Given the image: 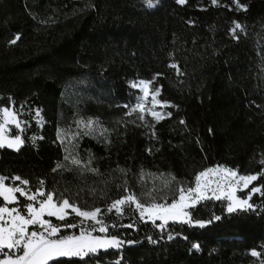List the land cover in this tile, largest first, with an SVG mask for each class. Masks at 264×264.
I'll list each match as a JSON object with an SVG mask.
<instances>
[{
  "label": "trees",
  "instance_id": "obj_1",
  "mask_svg": "<svg viewBox=\"0 0 264 264\" xmlns=\"http://www.w3.org/2000/svg\"><path fill=\"white\" fill-rule=\"evenodd\" d=\"M239 3L247 10H237L234 0H159L152 9L141 0H0V107L18 112L24 141L19 151L0 149V176H20L33 191L43 180L45 191L103 210L123 194L117 186L125 180L138 194L161 187L147 175L141 183V171L176 177L159 193L168 202L206 168L264 171V0ZM234 22L243 28L235 35ZM16 34L21 39L9 44ZM154 76L159 99L176 107L168 106L172 115L159 123L146 117L155 123L152 136L137 114L126 113L129 82ZM78 78L84 81L70 92L67 85ZM89 118L107 131L76 138L73 154L91 158L99 175L70 164L53 171L66 163L59 131ZM254 186H264V175L241 194ZM250 203L254 210L228 214L225 199L201 202L190 210L194 219L222 217L203 228L169 221L161 229L160 220H141L126 207L123 216L103 218L117 225L107 235L133 243L50 264H264V190ZM78 233L62 228L60 235Z\"/></svg>",
  "mask_w": 264,
  "mask_h": 264
},
{
  "label": "snow or ice",
  "instance_id": "obj_2",
  "mask_svg": "<svg viewBox=\"0 0 264 264\" xmlns=\"http://www.w3.org/2000/svg\"><path fill=\"white\" fill-rule=\"evenodd\" d=\"M159 0H145V6L149 9L156 7ZM177 3L183 5L186 0H176ZM213 5H218V0H211ZM237 10H247L246 4L239 3V0H234ZM243 30L238 22H234V27L231 29L233 35L237 30ZM21 39L20 34H16L14 38L8 41L9 44H16ZM169 67L177 68L176 64H171ZM177 71L179 72L178 68ZM160 74H157L159 76ZM140 80L139 83H133L132 87L140 88L143 95L139 103L130 109L126 115L137 114L142 125H147L152 131L151 135L155 136V123H159L166 117L171 116V112L162 113L156 110V106L176 107L170 105L167 101H161L158 96L161 92L159 87L150 92V85L156 80ZM151 96L152 107H146V102ZM127 107V106H126ZM39 116V111H37ZM146 115L150 116L155 123L148 124ZM181 124L185 121L181 120ZM15 125L20 127L18 120V112L14 107H0V149L9 148L19 151L24 141L20 136L10 138L8 134V126ZM77 126L81 131L73 134L72 139L75 140L80 136H90L99 132L101 136L106 133L98 120L89 118L87 121L80 120ZM212 130L209 129V132ZM42 139V137H41ZM58 139L63 144L65 142L64 134L58 133ZM67 154L64 157L66 163H58L53 171L67 169L68 164L80 168L82 171L91 172L99 175V170L91 167L92 159L87 162L82 161L78 155L73 154L75 145L72 149H65ZM261 165H264V158L260 160ZM121 174L126 175L127 171L123 168H118ZM151 177L153 180H159L161 187L155 186L139 194L132 191L127 180L117 187L123 193L119 198H116L107 205L105 209L100 207H92L90 209L83 208L80 204L74 202L71 196L65 193L47 192L44 190V181L38 182V187L33 191L31 188L23 186L29 185V181L22 179L20 176L11 177L14 181H19L17 185H9L6 183L8 177L0 176V264H50L60 258L79 257L83 259L90 254H95L99 250H107L109 248L120 249L125 243L131 244L133 241H123L118 236L107 235L109 227L115 228L116 224H107L104 220L105 214L115 213L116 216H123L126 207H134L139 213L141 220L151 221L153 224L157 220L163 223L157 227L163 229L169 221L181 222L189 225H197L201 228L221 220V216L213 215L209 220H196L193 218L191 211L203 201L210 199H226L228 201L226 211L228 214L237 213L239 211H251L255 206L250 203L251 196L254 193H261L264 186L252 187L247 198L241 199L236 195L239 185L247 189L253 181H256L264 171L252 175H239L238 170L230 169L224 166L217 165L215 167L206 168L200 171L195 176V186L185 187L179 185L176 188L177 195L168 202L166 195L160 196L159 193L165 189L170 190L172 184L178 183L176 177L171 174H155V173H140V181L144 182L145 176ZM23 185V186H21ZM215 185V186H213ZM68 190L66 189L65 192ZM96 190L92 189L94 193ZM26 197L27 203L21 206L9 205L18 204V196ZM211 193V195H209ZM147 200L148 202H144ZM158 200L160 202H158ZM38 203V206H37ZM70 210V211H69ZM75 215L79 218V223H67V218L70 215ZM48 217H56L59 221L64 222L60 225H55ZM29 226H36L37 230H30ZM98 226V227H97ZM133 227V225H127ZM62 228H79V235H60ZM104 233L106 235H95L94 233ZM150 242L155 243L148 238ZM168 239H173L169 235ZM192 248L199 250L200 245L193 243ZM252 256H259L260 253L253 250ZM116 264H120L117 260Z\"/></svg>",
  "mask_w": 264,
  "mask_h": 264
},
{
  "label": "rangeland",
  "instance_id": "obj_3",
  "mask_svg": "<svg viewBox=\"0 0 264 264\" xmlns=\"http://www.w3.org/2000/svg\"><path fill=\"white\" fill-rule=\"evenodd\" d=\"M144 4H145V0H141ZM152 9V8H151ZM140 80H145V79H137V80H132V81H130L129 82V85H130V87L132 88V90L134 91L133 92V98L131 99V102H130V105H129V107H130V109L132 108V107H134L137 103H139V102H141L140 101V98L142 97V95H143V93H142V91H141V89L140 88H134V87H132V84L135 82V83H139V81ZM84 80H82L81 78H78V79H74L72 82H70V84L69 85H67V88H68V90H70V92H71V90H77L79 87L78 86H80L81 84H82V82H83ZM151 81V80H150ZM155 88H157V87H155L154 85H153V83L150 85V92L151 91H154V89ZM158 99H159V96H158ZM150 101H151V96H149V98H148V101L146 102V107H152V105H151V103H150ZM10 107H12V106H10ZM156 110L157 111H160V112H162V113H167L168 112V110H167V107H164V108H161L160 106H156ZM146 117H148V118H150L151 120H153L150 116H147L146 115ZM18 120H19V118H18ZM88 119H85L84 121H87ZM78 121H80V120H77V122ZM154 121V120H153ZM77 122L74 124V125H68V126H66L65 127V129L63 130H60L59 132H62L63 134H64V138H65V145H66V147L69 149H72V145H74V142H75V140H73L72 139V136H73V134H75V133H77L78 131H81L79 128H78V126H77ZM19 123H20V127L19 128H17L15 125H9L8 126V134L10 135V138H14L15 136H20L21 137V139H22V134H21V130H22V126H21V122H20V120H19ZM97 133H99V132H97ZM97 133H95V134H97ZM78 138V137H77ZM23 140V139H22ZM6 183L7 184H9V185H17V184H19L20 182L19 181H14V180H12L11 178L10 179H8V182L6 181ZM21 186H23V185H21ZM195 186V183H194V185L192 186V187H194ZM23 187H26L27 188V186H23ZM254 187H258V186H254ZM248 189V188H247ZM244 190H246L245 188H243V185L241 184V185H239L238 186V190H237V192H236V195L239 197V198H241V199H244V198H247V196H248V193L250 192V190H249V192L248 193H246V195H245V197H244V195H242L241 194V192H243ZM17 196H18V201H19V203L18 204H16V205H14V206H21V205H23L24 203H27L28 201L26 200V197H24V196H20L19 195V193H17ZM2 199V198H1ZM226 200V199H225ZM226 202L228 203V201L226 200ZM10 207H13V205H9ZM37 206H38V203H37ZM227 206V205H226ZM70 211V210H69ZM139 214V213H138ZM74 215V214H73ZM72 215H70L69 217H71ZM75 216V215H74ZM68 217V218H69ZM45 219H49V218H54V219H57L56 217H48L47 215H45V217H44ZM58 220V219H57ZM162 222V221H161ZM52 223L53 224H55V225H58V224H56L54 221H52ZM76 223H79V218L76 220ZM98 227V226H97ZM29 229L30 230H37L36 229V226H29ZM95 235H105L104 233H99V232H97V233H94ZM68 235H79V233L78 234H68ZM96 264H102V263H96Z\"/></svg>",
  "mask_w": 264,
  "mask_h": 264
},
{
  "label": "built area",
  "instance_id": "obj_4",
  "mask_svg": "<svg viewBox=\"0 0 264 264\" xmlns=\"http://www.w3.org/2000/svg\"><path fill=\"white\" fill-rule=\"evenodd\" d=\"M213 186H215V185H213ZM209 195H211V193H209Z\"/></svg>",
  "mask_w": 264,
  "mask_h": 264
}]
</instances>
